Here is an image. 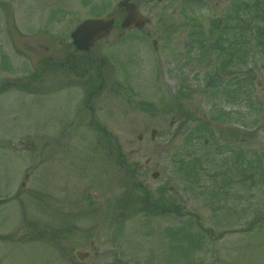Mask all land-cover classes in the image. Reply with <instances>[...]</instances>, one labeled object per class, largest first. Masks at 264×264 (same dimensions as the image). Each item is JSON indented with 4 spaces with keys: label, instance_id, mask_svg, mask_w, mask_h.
<instances>
[{
    "label": "rangeland",
    "instance_id": "374dc122",
    "mask_svg": "<svg viewBox=\"0 0 264 264\" xmlns=\"http://www.w3.org/2000/svg\"><path fill=\"white\" fill-rule=\"evenodd\" d=\"M33 1L0 0V264H264V0H134L148 3L149 35L117 27L74 53L114 82L98 104L103 128L55 122L59 97L42 90L55 80L8 84L34 69L16 49L44 40L27 28L45 18L25 14ZM120 1L62 0L75 12L65 54L82 21L119 24ZM120 152L144 167L156 215L141 211L146 189L132 187ZM90 190L102 194L93 211L63 201ZM67 214L80 221L61 223Z\"/></svg>",
    "mask_w": 264,
    "mask_h": 264
},
{
    "label": "flooded vegetation",
    "instance_id": "af4514ba",
    "mask_svg": "<svg viewBox=\"0 0 264 264\" xmlns=\"http://www.w3.org/2000/svg\"><path fill=\"white\" fill-rule=\"evenodd\" d=\"M33 2V8L29 10L27 9V13L25 14L35 16L41 15L45 18H42V20H40L38 25H35V27H32V24L34 23H30V27L27 28H29V31H33L36 28L37 32H43L44 40H41L34 44L31 41H28L24 45L22 44L19 46L22 49H16L19 54L25 55L26 58L28 57L29 61L34 66V69L31 74L25 75L24 79H20L21 81H11L8 84L14 86L13 88H17L20 91L29 92L28 88L32 84L42 81H47V84H50L55 80L57 88H52V90H50L49 88L42 89L43 95L48 96L50 92H53V94L55 92L57 97H59V114L57 116V119H55V122H60L63 125L73 127L83 126L93 128V126H97L98 128H103V125L106 124L107 121L101 114L97 115L98 113L103 111L102 105L98 106V104L101 103L102 99H104L103 97H101L104 96V91L108 92L105 96L112 95L114 82H111L104 73L95 71V61H93L94 58L92 59V57H90L88 59H84V56H81L82 58H79L81 52L79 51V49L74 47L73 41V51H69L67 54H65L66 52L63 51V46L67 42L66 38L63 37L65 33L63 25L64 17L66 16V14H74V9L64 6L65 4L64 2H62V0L56 1V6L52 3H50L49 5L48 1L46 0H34ZM128 2L135 4L137 8H135V12H140L141 15L145 16L147 19V23L140 29L139 27H133L128 30L122 28L121 23L129 14L127 8L124 7V17L119 21V24L118 21L114 18L115 23H113V30L119 27V29H121L119 36L121 34L125 35L124 33H129L130 31L134 30H137L139 32L146 31V33H148L149 35L151 27L148 26L151 25L150 21L152 19L150 17V14H144L143 12H141L142 8L147 6L148 3H142L134 0H128ZM150 7L151 5L149 6V8ZM56 32H60L63 35H60ZM74 53L80 55L76 57L77 55H75ZM109 82L111 86L107 88ZM4 86L5 84H2L0 90H3ZM62 124L61 128L65 127ZM155 134L156 130H152V139L155 138ZM119 161L121 166L120 169L125 172V175H129V179L132 180V187L136 190H138L139 187H145L146 189V192L143 196L146 199L144 200V207L141 211L147 212L150 215H156V197L154 198L153 196H151L150 193H148L149 191L147 188L150 187V184H144L142 181H139L138 178L139 172H141L140 174H142V176L144 177V167L140 166L138 167V169L129 167L126 158L123 157L122 152H120L119 154ZM149 163L150 161L147 160L146 164ZM143 177L142 179H144ZM90 191L92 192L88 191L85 192V195L80 196V198L76 201L77 204L69 201L68 197L66 198V201L65 199L63 201L68 202L69 204L71 203L70 207L78 208V211L81 210L82 206L83 208H86L88 212L93 211L96 209V207L93 208L96 201L102 198V194L97 191ZM131 197L132 196H129V194H125L124 199H121L122 203L120 204V206L123 207V209L121 210L122 216L125 215V219L129 218L127 206L129 204V201L132 199ZM81 200L83 202H86V205H83ZM78 214L81 213L78 212ZM59 220L61 223H77L80 221V217L76 214H67L64 217L62 216V218H60ZM72 228V225L69 227H64L60 229V232L61 230L66 233L69 231L71 232ZM80 230L81 229L78 227L77 232H80ZM90 243L91 245H93L92 242ZM87 251L91 256L92 251ZM71 259L72 258H69V260Z\"/></svg>",
    "mask_w": 264,
    "mask_h": 264
},
{
    "label": "water",
    "instance_id": "95a60500",
    "mask_svg": "<svg viewBox=\"0 0 264 264\" xmlns=\"http://www.w3.org/2000/svg\"><path fill=\"white\" fill-rule=\"evenodd\" d=\"M120 6H127L130 12L133 10L134 6L128 4L127 1L119 2ZM129 12V13H130ZM138 16L136 14L130 13L129 16L124 20L122 24L123 27L130 28L135 23V25L142 26V20L137 21ZM134 22V23H133ZM113 20L104 19H88L85 20L76 31L72 34L75 44L82 50H89L91 45H93L97 40L103 38L110 33ZM78 255L83 259L86 253H78Z\"/></svg>",
    "mask_w": 264,
    "mask_h": 264
}]
</instances>
